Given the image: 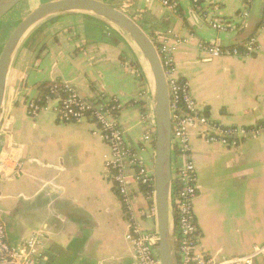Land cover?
<instances>
[{
	"label": "crops",
	"instance_id": "obj_1",
	"mask_svg": "<svg viewBox=\"0 0 264 264\" xmlns=\"http://www.w3.org/2000/svg\"><path fill=\"white\" fill-rule=\"evenodd\" d=\"M53 1L30 0L27 9ZM99 1L135 19L157 44L169 31L183 39L175 57L180 77L211 122L261 129L237 148L210 145L198 128L191 130L201 249L217 262L250 254L255 245L264 244V0H203L207 20L191 0H173L181 13L157 0ZM210 21L224 23L228 30L215 31ZM256 32L257 51L249 57L214 59L203 49L243 46ZM135 59L144 72L127 35L83 13L47 19L18 48L0 131V150L5 145L18 149L23 164L19 178L0 181V221L9 243L41 234L43 253L57 247L51 264L135 262L126 238L131 221L105 167L110 148L97 127L92 122L62 123L52 109L34 118L27 107L49 82L70 83L94 104L117 99L127 142L139 147L147 132L156 133V117L147 77L143 89ZM143 156L155 172L156 146ZM181 165L173 152V179ZM145 188L132 185L136 222L157 234L155 191L148 199Z\"/></svg>",
	"mask_w": 264,
	"mask_h": 264
},
{
	"label": "built area",
	"instance_id": "obj_2",
	"mask_svg": "<svg viewBox=\"0 0 264 264\" xmlns=\"http://www.w3.org/2000/svg\"><path fill=\"white\" fill-rule=\"evenodd\" d=\"M161 5L177 13V3L170 0H157ZM200 0H191L193 5ZM252 2V0H247ZM196 12L207 20L208 15L203 4L197 6ZM248 14L246 13L245 16ZM215 31L226 32L228 26L219 21H210ZM264 29V22L262 24ZM183 44V39L169 31L158 43V54L165 71L170 95L171 118L173 125V152H176L182 165L174 176L178 189L175 195V209L172 214L176 226V253L178 264H255L264 262V244L255 245L246 256L235 257L217 262L201 249L202 235L198 228L194 202L198 194L197 168L193 159L191 130L198 128L199 135L208 144L237 148L248 138L257 137L261 129L223 126L211 122L203 113L193 97L188 81L180 77L176 64V54ZM210 57H249L257 51V38L254 37L244 47L227 49L220 45H203ZM43 106L37 98L28 102L31 117H38L43 111L52 109L62 123L92 122L97 132L110 148V156L105 167L122 202L124 211L131 221L127 241L135 251L133 264H162L159 257V234L150 233L136 222L135 197L132 185L151 188L155 186V172L151 170L144 158L148 147L156 146V133L147 132L142 145L132 148L120 121L122 105L117 99L94 104L85 100L78 89L70 83H61L52 88ZM54 106H52V104ZM18 149L8 145L0 150V181L11 177H20L23 169ZM174 213L176 216L174 217ZM155 214V212H154ZM43 236L34 234L25 242L11 244L7 238L5 224L0 221V264H41L44 260Z\"/></svg>",
	"mask_w": 264,
	"mask_h": 264
},
{
	"label": "water",
	"instance_id": "obj_3",
	"mask_svg": "<svg viewBox=\"0 0 264 264\" xmlns=\"http://www.w3.org/2000/svg\"><path fill=\"white\" fill-rule=\"evenodd\" d=\"M25 0H0V21ZM94 15L121 30L141 56L148 84H151L156 117L155 207L157 212L159 257L162 264H178L176 226L172 214L173 125L170 95L157 46L143 27L121 10L99 0H57L33 10L15 28L0 55V131L11 66L15 54L32 30L47 19L65 14ZM147 66L145 69L144 66ZM150 73V76H149ZM1 148V144H0ZM57 247L44 253L41 264H51Z\"/></svg>",
	"mask_w": 264,
	"mask_h": 264
},
{
	"label": "trees",
	"instance_id": "obj_4",
	"mask_svg": "<svg viewBox=\"0 0 264 264\" xmlns=\"http://www.w3.org/2000/svg\"><path fill=\"white\" fill-rule=\"evenodd\" d=\"M170 1H173V0H170ZM202 1L203 0H200L198 4L194 5V7L197 9L200 4H202ZM177 13H181L180 9H179V6L177 7ZM96 19H99V21H105L101 18H98V17H95ZM261 26V25H260ZM257 35V32L255 34H253L251 36V39L256 37ZM153 40V39H152ZM154 41V40H153ZM249 42V40L247 42H245V44L243 46H234L232 47L231 49H235V48H238L241 52H244V47L245 45ZM155 45L158 47V44L156 43V41H154ZM133 67L140 73V80L142 82V85H143V89L146 88V76H145V73L143 72V69H142V66L140 64V62L138 61V59H135L133 61ZM59 84V82H49L47 84H44V85H41L39 88H38V91H39V94H38V97H37V103L41 106H43L45 104V99L48 95H50V91L52 88L56 87L57 85ZM108 101H112V99H109ZM261 124L264 125V122H261L260 123V126H262ZM177 189H178V186H177V183L176 181L173 182V186H172V193H173V197H174V200H173V207L175 209V195H176V192H177ZM154 191H155V187H151V188H145V192H146V196L148 199L152 198L153 197V194H154ZM176 216V214L174 213V217Z\"/></svg>",
	"mask_w": 264,
	"mask_h": 264
},
{
	"label": "rangeland",
	"instance_id": "obj_5",
	"mask_svg": "<svg viewBox=\"0 0 264 264\" xmlns=\"http://www.w3.org/2000/svg\"><path fill=\"white\" fill-rule=\"evenodd\" d=\"M30 0H25L21 4H19L17 7H15L7 16H5L1 21H0V50L6 44L8 41L9 37L15 30V28L18 26V24L24 20L33 10L32 9H27V6L30 5ZM35 8V7H34ZM38 35V34H37ZM36 36V35H35ZM32 37V36H31ZM30 37V38H31ZM145 66V62H144ZM147 66H145V69ZM148 73V71H147ZM148 88L151 91L150 94V99H151V104L154 103V97L152 95V86L151 84H148Z\"/></svg>",
	"mask_w": 264,
	"mask_h": 264
},
{
	"label": "bare ground",
	"instance_id": "obj_6",
	"mask_svg": "<svg viewBox=\"0 0 264 264\" xmlns=\"http://www.w3.org/2000/svg\"><path fill=\"white\" fill-rule=\"evenodd\" d=\"M146 68H147V67H146ZM147 71H149L148 68H147ZM149 76H150V73H149ZM150 77H151V76H150Z\"/></svg>",
	"mask_w": 264,
	"mask_h": 264
}]
</instances>
